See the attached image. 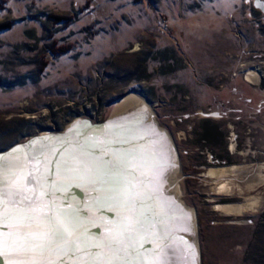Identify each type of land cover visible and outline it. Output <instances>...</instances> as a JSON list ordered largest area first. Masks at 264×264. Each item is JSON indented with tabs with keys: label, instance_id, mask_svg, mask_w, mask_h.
Instances as JSON below:
<instances>
[{
	"label": "rangeland",
	"instance_id": "1",
	"mask_svg": "<svg viewBox=\"0 0 264 264\" xmlns=\"http://www.w3.org/2000/svg\"><path fill=\"white\" fill-rule=\"evenodd\" d=\"M126 93L178 146L201 264H264V205L223 215L215 203L242 198L211 202L202 178L210 165L264 162V0H0V150L37 123L64 127L78 104L111 115Z\"/></svg>",
	"mask_w": 264,
	"mask_h": 264
},
{
	"label": "snow or ice",
	"instance_id": "2",
	"mask_svg": "<svg viewBox=\"0 0 264 264\" xmlns=\"http://www.w3.org/2000/svg\"><path fill=\"white\" fill-rule=\"evenodd\" d=\"M129 136L144 139L131 130ZM121 142L130 140L0 156V264H170L168 250L175 245L168 202L159 199L162 153L135 144L123 151L110 147ZM73 187L95 195L87 203L68 200ZM101 209L114 218L101 214L97 223ZM93 227L103 234L92 233Z\"/></svg>",
	"mask_w": 264,
	"mask_h": 264
},
{
	"label": "bare ground",
	"instance_id": "3",
	"mask_svg": "<svg viewBox=\"0 0 264 264\" xmlns=\"http://www.w3.org/2000/svg\"><path fill=\"white\" fill-rule=\"evenodd\" d=\"M137 47L138 45L136 44L135 48ZM246 78L253 83H260L261 79L256 71L246 73ZM147 107L150 108L144 99H141L136 94H129L118 101L115 115L112 116V112L111 116L103 124L88 125L82 121L81 117H78L68 124L66 130L61 135L48 137L44 136L47 133L46 131L39 132V134H43L41 135L42 138L17 149L16 153L20 156H38L41 151L46 150L47 147L53 144L59 148L63 143L69 149H73L87 146L95 139L120 141L129 139V144L122 142L111 144L110 147L112 149H119L121 151L130 148L133 144L143 146L146 150L155 147L158 152L162 153L163 164L166 167L159 199L168 202V220L173 229V243L175 247L168 250L170 264H196L194 254L197 241V229H195L197 228V222L193 216L196 212L189 206H182L178 201L181 193L178 188V177H173L179 168L178 156L169 140L170 138L172 141V138L169 135V138H167V135L153 125L151 114H154V112H152L151 108L148 111ZM200 114L204 116L209 115L203 111H200ZM130 130L134 134L143 135L144 139L131 140L129 136ZM157 133L160 135H157ZM236 145V141L232 140L229 150L232 153L238 154ZM202 178L204 179V183L211 185V202H217L215 201L216 197L227 199L233 197L242 198L239 202L227 201L215 203L214 210L219 211L223 215L240 216L246 211L254 212L260 210L264 205V187L260 189V186L264 185V162L256 164L210 165L202 174ZM94 195L95 193L90 190L73 187L71 195L67 199L87 203ZM56 199L64 200L65 197L62 194H58ZM101 214L103 219H112L115 216L114 213L101 209L100 212L96 213L97 223L100 222ZM184 228H189L190 231L181 230ZM103 231V228L99 227L91 229V232L97 235L103 234ZM181 237L183 240H181ZM184 241L187 243L185 244ZM189 245L194 246V253L189 248ZM150 247V245L145 244V248Z\"/></svg>",
	"mask_w": 264,
	"mask_h": 264
},
{
	"label": "flooded vegetation",
	"instance_id": "4",
	"mask_svg": "<svg viewBox=\"0 0 264 264\" xmlns=\"http://www.w3.org/2000/svg\"><path fill=\"white\" fill-rule=\"evenodd\" d=\"M125 95V94H124ZM129 95V94H128ZM128 95H126V96H128ZM122 96V95H121ZM121 96H119V97H121ZM125 96V97H126ZM116 98H118V97H116ZM120 100V99H119ZM118 100V101H119ZM118 101H117V103H118ZM117 105V104H116ZM116 105H115V108H114V110H113V114H112V116H114L115 115V109H116ZM80 106V104H78V105H76L75 107V109H71V114L73 115H75L73 118H71L70 120H69V122L67 123V125H66V127H65V130H66V128H67V126H68V124L73 120H75L74 118L76 117V118H78V116L80 115L81 117H88V118H95L94 120H96L97 122H103V121H105L106 119H108L111 115L109 114L108 116H106V117H104V118H102L101 119V117H95V116H92V112H90V111H88L87 110V108H86V106L84 105L81 109H84V111H81L79 108ZM233 111H237L238 113L240 112V111H242V109H238V108H234V109H232ZM201 111V110H200ZM209 113H212L213 115V117L214 118H223L224 117V114L226 113V112H224V114H223V112L222 113H220V112H218V111H211V112H207L206 114H209ZM77 115V116H76ZM116 116H118L117 114H116ZM212 116H208V117H212ZM155 117H156V119H157V116H156V114H155ZM238 119H240V118H238ZM157 122L159 123V121H158V119H157ZM37 126H38V128L34 131V132H31V135H32V133L34 134V133H38L39 134V132H43V131H46L47 132V130H51V131H59V130H62L64 127H61V128H57V129H55V128H53L52 126H50V125H45V124H40V123H37ZM235 126V125H234ZM41 134V133H40ZM234 135V136H233ZM172 137V136H171ZM227 138V141H229L228 142V146H229V143H230V140H233V141H236V147H237V149L239 148L238 147V145H239V143H238V141H237V138H238V135H236V133H233V134H231L230 133V136H228V137H226ZM173 139V138H172ZM209 140H211V139H209ZM173 142H174V140H173ZM206 142V141H205ZM15 144V143H14ZM174 145H175V148H176V150H177V156H178V161H179V168H178V170L176 171V173H174L175 174V176H173V177H178V180H177V182H178V185L180 186V182H181V180H182V178H188V176L189 175H187V174H185L184 172H185V169H184V166L182 165V162H181V159H180V157H179V154H178V146L176 145V143L174 142ZM231 152V151H230ZM232 153V152H231ZM206 156H207V158H206V160H207V163H209V164H216V163H218L219 161H218V159H217V155L216 154H213V153H211V152H208L207 154H206ZM212 160H214L215 162H212ZM233 164H235V163H233ZM179 188V190L181 189V186L180 187H178ZM180 198H181V200L183 201V202H185L182 198L184 197V192L183 191H181L180 190ZM186 204V203H185ZM187 205V204H186ZM196 218H197V216H196Z\"/></svg>",
	"mask_w": 264,
	"mask_h": 264
},
{
	"label": "water",
	"instance_id": "5",
	"mask_svg": "<svg viewBox=\"0 0 264 264\" xmlns=\"http://www.w3.org/2000/svg\"><path fill=\"white\" fill-rule=\"evenodd\" d=\"M130 93H126L125 95H122L121 97H118V100L125 97L126 95H128ZM117 100V101H118ZM149 105V104H148ZM149 107L152 109V107L149 105ZM148 108V107H147ZM150 108H148V111L150 110ZM153 111V109H152ZM152 115V120H153V125L158 128L159 130H161V132H163L165 135H167V138H169V136L171 137V135L169 134V132L165 129V128H162L160 125H158L159 123L157 122V119L155 117V113L151 114ZM78 117H81L80 115ZM83 120V122H85L86 124L88 125H98V124H103L104 122L107 121V119L103 122H97V121H93L92 119L88 118V117H81ZM76 119V117L74 118ZM80 119V118H79ZM67 125V124H66ZM66 125L64 126V128L62 130H59V131H51V130H47V133L44 134V136H56V135H61L64 131H65V127ZM163 129V130H162ZM165 130V131H164ZM41 135L43 134H36V133H32V135H30L29 137L25 138L24 140L20 141V142H17L13 145H11L10 147L6 148V149H3V150H0V156H7L8 154L12 153L14 150H17L19 148H22V147H25L27 146L28 144H30L32 141H35L37 139H40L42 138ZM169 135V136H168ZM172 138V137H171ZM172 146H173V149L174 151L176 152V155H177V150L175 148V145H174V142H173V139L171 141V139L169 138ZM177 157V156H176ZM179 163V161H178ZM180 196V195H179ZM179 203L186 207L187 205L181 200V198L178 199ZM188 207V206H187ZM195 213V212H194ZM194 218H195V221L197 222V218H196V213L195 215H193ZM197 224V223H196ZM196 229V228H195ZM196 245H195V262L196 264H201V252H200V246H199V242H198V230L196 231Z\"/></svg>",
	"mask_w": 264,
	"mask_h": 264
},
{
	"label": "built area",
	"instance_id": "6",
	"mask_svg": "<svg viewBox=\"0 0 264 264\" xmlns=\"http://www.w3.org/2000/svg\"><path fill=\"white\" fill-rule=\"evenodd\" d=\"M89 111V110H88ZM91 112V111H90Z\"/></svg>",
	"mask_w": 264,
	"mask_h": 264
}]
</instances>
